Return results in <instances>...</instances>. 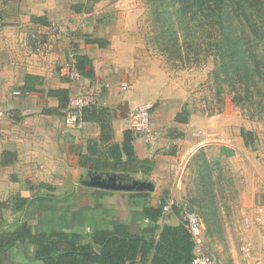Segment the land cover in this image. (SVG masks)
Here are the masks:
<instances>
[{"label": "crops", "instance_id": "1", "mask_svg": "<svg viewBox=\"0 0 264 264\" xmlns=\"http://www.w3.org/2000/svg\"><path fill=\"white\" fill-rule=\"evenodd\" d=\"M103 1L91 12L77 13L63 0H0V107L6 110L0 120V202L9 203L0 217V264H45L32 256V243L10 244L22 223L34 232L77 230L82 241H89L94 231H113L118 226L141 234L150 222L143 207H158L167 196L166 201L174 198L175 204L161 222L184 228L180 208L187 186L181 173L184 153L204 135L219 130L227 112L209 114L198 108L191 100L194 94L171 83L161 62L143 57L134 43L119 36L120 27L99 21L97 6L102 7ZM60 23L64 26L59 27ZM98 37L107 45L87 42ZM72 55L84 56L83 77L75 81L61 71ZM89 88L98 90L100 104L87 110V126L78 129L66 124L69 97ZM145 102L153 104L152 125L159 139L148 145L132 135V143L140 159L152 161L151 172L116 173L126 175V181L147 177L144 180L154 188L114 190L87 185L84 180L94 171L79 165L81 154L94 140L101 149L121 145L125 131L130 130L129 110ZM184 109L185 119L180 120L177 115ZM235 116L239 118L238 113ZM99 118L108 123L104 140ZM15 195L26 199L20 211L13 209L20 202L12 199ZM205 222L204 239L209 241L212 234ZM154 236L158 239L159 233ZM176 242L182 249H176ZM92 252L99 253V246ZM193 253L190 235L171 234V261L160 255L164 261L156 259L154 264H191ZM153 257L154 250L145 255L139 251L122 264H153ZM218 260L242 263L235 256Z\"/></svg>", "mask_w": 264, "mask_h": 264}, {"label": "trees", "instance_id": "2", "mask_svg": "<svg viewBox=\"0 0 264 264\" xmlns=\"http://www.w3.org/2000/svg\"><path fill=\"white\" fill-rule=\"evenodd\" d=\"M99 1L101 0H80L73 3L71 8L77 13L91 12ZM153 2L156 4V22L160 32L157 39L164 42L162 50L167 56L181 58L185 51L197 58L205 57L209 53L214 54L216 92L221 93L223 84H227L233 93V102L244 108H252L251 105L258 96V102L262 105L260 118H263L264 0H153ZM98 20L104 19L99 17ZM87 42L98 43L101 46L108 43L99 37L87 39ZM83 58L81 55L76 56L81 72L84 71L80 64ZM59 91L60 89L53 93ZM253 99L255 100L252 102ZM186 113L187 110L184 109L177 118L184 120L182 114ZM250 115L255 117L253 111ZM99 120L101 140H104L108 123L101 118ZM245 135L246 143H251L249 139L252 138V133L247 132ZM132 137L131 131L126 130L121 145L112 143L103 149L99 148L98 141H91L87 151L81 154L79 165L89 171L149 175L152 161L137 156ZM141 179L147 177L143 176ZM39 186L43 187L44 183H39ZM134 192L148 194L146 191ZM17 198L20 202L15 203L14 211L22 210L26 203V199L19 195L12 199ZM166 199L167 196L158 207L150 205L143 207L144 215L150 222L141 234H131L118 226L113 231H94L90 234L89 241H82L84 237L77 230L34 232L26 223H22L14 231V241L10 244L32 243V256L43 259L45 264H86L89 261L122 264L132 260L139 251L145 255L151 250H154L153 264L156 259L163 260L160 255H166L164 260L171 261V234L178 236L190 234L185 227L179 229L161 222L162 207ZM8 206V201L0 202V217ZM156 233H159L158 239L154 236ZM94 246H99V253L92 252ZM191 247L194 250L192 239ZM179 248L182 249V244L176 242V249Z\"/></svg>", "mask_w": 264, "mask_h": 264}, {"label": "rangeland", "instance_id": "3", "mask_svg": "<svg viewBox=\"0 0 264 264\" xmlns=\"http://www.w3.org/2000/svg\"><path fill=\"white\" fill-rule=\"evenodd\" d=\"M77 1L80 0H63L67 7ZM102 3V7L96 6L103 23L120 27L119 36L134 43L143 57L161 62L171 83L194 94L191 100L198 108L209 114L227 112L219 130L204 135L194 149L184 153L181 173L187 186L183 189L186 195L182 202H189L200 212L203 221L209 223L212 237L205 244L217 258L234 259L235 256L243 260L240 247L244 243L252 245L255 257L264 258V116L260 118L262 105L258 96L252 108H244L233 102V93L227 84L217 93L216 57L212 53L197 58L185 51L181 58L174 55L169 58L162 50L164 42L157 39L160 32L153 0H104ZM251 111L255 117H251ZM247 132L252 133L249 144Z\"/></svg>", "mask_w": 264, "mask_h": 264}, {"label": "built area", "instance_id": "4", "mask_svg": "<svg viewBox=\"0 0 264 264\" xmlns=\"http://www.w3.org/2000/svg\"><path fill=\"white\" fill-rule=\"evenodd\" d=\"M61 71L63 75L71 81L79 80L83 77L78 67V61L74 55L64 62ZM123 88H126V86H123ZM99 104L100 98L97 89H84L79 93L71 95L64 109L65 123L78 129H84L87 126L85 117L87 110ZM152 108L153 104L145 102L136 105L128 112L129 128L132 135L136 138L143 139L148 145H155L159 139V134L152 125ZM5 115L6 110L0 107V120H2ZM223 142L227 146L233 147L230 142ZM174 204V198H170L163 205L162 221L165 222L167 214L171 211ZM180 208L183 225L189 232L194 243V254L191 264H226L219 261L218 258L207 249L204 239V221L200 212L189 202H182ZM146 220L148 221L149 218ZM240 251L243 254L241 264H264V258L255 257L251 244L244 243L240 247Z\"/></svg>", "mask_w": 264, "mask_h": 264}, {"label": "water", "instance_id": "5", "mask_svg": "<svg viewBox=\"0 0 264 264\" xmlns=\"http://www.w3.org/2000/svg\"><path fill=\"white\" fill-rule=\"evenodd\" d=\"M126 180V175L121 176L116 172L94 171L84 182L89 186L114 190H146L154 188L153 183L147 180L137 178H132L129 181Z\"/></svg>", "mask_w": 264, "mask_h": 264}]
</instances>
